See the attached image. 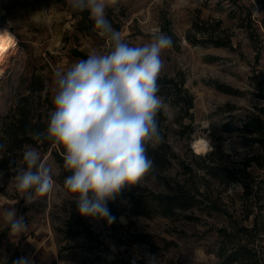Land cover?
<instances>
[{"label":"rangeland","instance_id":"obj_1","mask_svg":"<svg viewBox=\"0 0 264 264\" xmlns=\"http://www.w3.org/2000/svg\"><path fill=\"white\" fill-rule=\"evenodd\" d=\"M106 17L132 46L157 33L170 36L159 76L175 84L168 95L158 94L166 104L164 139L148 152L152 172L109 202L116 222L84 217L91 236L73 238L83 228L65 230L77 205L64 187L63 149L33 133L46 129L54 109L55 73L93 51H110V44L89 13L73 10L68 0H0V28L16 40L0 72V264L16 254L32 264H112L111 254L146 262L145 253L159 264H224L222 249L239 242L264 264V151L257 134L239 130L264 106V0H117ZM182 80L194 99L189 112L173 103ZM201 138L213 150L196 153L193 142ZM29 146L50 167L53 186L26 203L13 178ZM215 164L234 170L236 179L208 174L205 166ZM162 194H180L178 204L157 205L153 198ZM11 210L27 225L19 235L5 220ZM244 228L254 230L245 236Z\"/></svg>","mask_w":264,"mask_h":264},{"label":"clouds","instance_id":"obj_2","mask_svg":"<svg viewBox=\"0 0 264 264\" xmlns=\"http://www.w3.org/2000/svg\"><path fill=\"white\" fill-rule=\"evenodd\" d=\"M68 4L75 11L89 13L110 51H93L66 71L55 73L54 109L46 129L34 132L33 137L63 149V167L71 173L64 187L75 198L79 215L111 225L117 217L109 202L126 187L144 181L154 168L148 148L163 142L157 116L166 104L158 95L157 81L164 66L161 53L173 41L157 33L142 46L125 42L106 17V10L117 0H68ZM4 33L9 34L6 30L0 34ZM205 144L213 150L209 140ZM15 171V187L25 194L26 203L33 195L52 189L51 169L41 162L36 148H26ZM5 220L13 235L26 230L24 217H18L15 210L8 211ZM144 258L146 264H159L151 253ZM14 264L32 262L22 257Z\"/></svg>","mask_w":264,"mask_h":264},{"label":"trees","instance_id":"obj_3","mask_svg":"<svg viewBox=\"0 0 264 264\" xmlns=\"http://www.w3.org/2000/svg\"><path fill=\"white\" fill-rule=\"evenodd\" d=\"M3 20H0V25H3ZM159 88L164 91H160L158 94L160 95H168V92L165 90H169V87L171 84H175L174 80L168 77H158L157 81ZM260 97L264 99V93L260 94ZM173 103L178 105L181 109H184L186 112H189L190 109L194 107V99L192 95H189L188 91L184 88V81L182 80L180 82V86L176 89V93L172 94ZM260 113L257 115H251V117L242 120V125L239 130H241L243 133H250V134H257V137L255 139L256 142L260 143L261 149L264 151V106L259 109ZM158 125L159 128L161 126L162 120H163V114L162 112L158 113L157 116ZM23 133H28L26 130H23ZM152 151L151 146L148 148V152ZM206 170L208 174H213L217 179H220L223 181V178L230 180H235L236 175L234 170H228L222 168L220 164L215 165H206ZM71 173L69 172V175ZM264 181V180H262ZM261 181H259L260 183ZM246 195H249L248 193ZM180 194H162L154 196L153 200L157 205L159 206H170L171 208H174L178 203H176L177 198H179ZM185 197V196H183ZM187 199V198H186ZM188 202V201H186ZM194 202L186 203L184 206L189 207L192 206ZM134 213H138V211H134ZM164 214H167L166 211H164ZM72 226L75 227H82L83 229H79L78 231H74L71 236L73 238L77 236H84L86 238H89L91 236V233L87 232L85 229V220L84 217L79 215V213L75 210H72L69 214L68 221L66 223V229H70ZM245 236L249 235V232L254 230L249 228H244ZM98 252H102L103 249L95 248ZM230 250V251H228ZM251 248H249L248 243L240 244L238 243L237 247L226 249L221 251L219 256H223V263L224 264H258V259H252ZM17 254L15 257H12L9 260H6V262H9L10 264H14V261H16ZM112 259V264H133V261H135V264H146V262L143 259H130V258H119L118 256L110 255Z\"/></svg>","mask_w":264,"mask_h":264},{"label":"bare ground","instance_id":"obj_4","mask_svg":"<svg viewBox=\"0 0 264 264\" xmlns=\"http://www.w3.org/2000/svg\"><path fill=\"white\" fill-rule=\"evenodd\" d=\"M7 31L9 34H0V72L1 65L6 61L7 57L16 49V40L12 32L7 28H0V33ZM205 139H197L193 142V148L196 153H205L208 146L205 144Z\"/></svg>","mask_w":264,"mask_h":264},{"label":"crops","instance_id":"obj_5","mask_svg":"<svg viewBox=\"0 0 264 264\" xmlns=\"http://www.w3.org/2000/svg\"><path fill=\"white\" fill-rule=\"evenodd\" d=\"M12 31V30H11Z\"/></svg>","mask_w":264,"mask_h":264}]
</instances>
